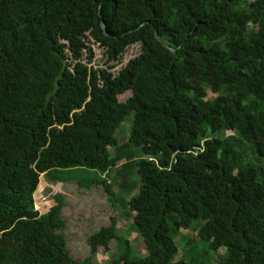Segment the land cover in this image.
<instances>
[{"label":"trees","instance_id":"16d2710c","mask_svg":"<svg viewBox=\"0 0 264 264\" xmlns=\"http://www.w3.org/2000/svg\"><path fill=\"white\" fill-rule=\"evenodd\" d=\"M92 41L108 63L140 54L113 76L90 66ZM42 174L104 186L111 205L106 175L124 177L146 254L112 220L88 238L92 255L116 242L106 264H211L221 249L222 264H264V0H0V264H92L67 248L61 195L37 211ZM194 224L203 253L177 260Z\"/></svg>","mask_w":264,"mask_h":264},{"label":"rangeland","instance_id":"374dc122","mask_svg":"<svg viewBox=\"0 0 264 264\" xmlns=\"http://www.w3.org/2000/svg\"><path fill=\"white\" fill-rule=\"evenodd\" d=\"M91 43L94 59L90 66H93L96 69H107L108 65H113L114 68L109 70L113 76H116L130 60L136 58L140 54V45H133L126 49L120 61L108 63L107 56H105L100 45L93 41ZM130 96L131 93L126 92L125 94L120 95L118 100L123 103ZM132 119L133 116L131 115L116 130V136L120 144L128 140ZM229 134L231 133H228V135ZM132 150L134 151V158L136 161L142 158V152L140 149L132 148ZM110 154L113 158L114 154L112 150H110ZM121 163L123 162H119V164ZM125 171L128 174L131 173V170ZM87 176L90 177L88 174ZM98 176L102 175L98 173ZM111 176L113 175H106V179L108 183H112V179H114L115 182L111 188V191L114 193V200H116L113 205H111L107 199L108 195L106 194L104 186H94L93 189L87 190L81 187L78 181L52 184L48 181L46 174L41 175V183L35 195L36 209L40 212L41 216H44L56 206V196H62L64 203L62 218L66 223V229L63 233L67 240V248L70 251L71 256L76 260H86L90 258L92 264H106V262L116 254L117 244L115 241L110 242L107 252L101 247L95 255H92L91 248L88 245V238L90 235L102 227H108L112 220L116 223L118 236L129 239L133 247L141 255L146 254L143 239L135 232L133 227V217L135 215L121 210V206L123 205L122 198L124 199V196L128 199L130 198L129 194L122 192L117 186L118 183L124 182V177L119 178ZM74 178L76 177L73 176L71 180ZM87 178L85 177L84 179L87 181ZM126 179L129 180L130 184H135L134 193L136 194L139 187L137 177H135V174H132L126 177ZM196 225L201 224H194V227L190 230H184L178 235L177 245L179 248V256L177 257V260L188 256L192 252L194 254L192 256L199 259L198 257L203 253L204 245L198 238V227ZM225 253L226 249H221L218 252V255L210 254L211 264H222L221 257L222 255H225Z\"/></svg>","mask_w":264,"mask_h":264},{"label":"water","instance_id":"95a60500","mask_svg":"<svg viewBox=\"0 0 264 264\" xmlns=\"http://www.w3.org/2000/svg\"><path fill=\"white\" fill-rule=\"evenodd\" d=\"M102 28H103V30L105 31V33L107 34V32H106V27H105V24H104V23H102ZM157 38H158L159 40L161 39L159 34H157Z\"/></svg>","mask_w":264,"mask_h":264}]
</instances>
